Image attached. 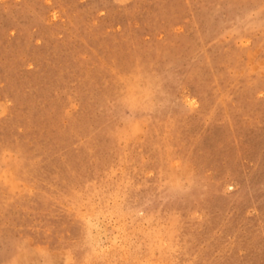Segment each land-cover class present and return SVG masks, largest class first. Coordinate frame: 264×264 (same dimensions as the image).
I'll return each instance as SVG.
<instances>
[{
	"label": "rangeland",
	"instance_id": "1",
	"mask_svg": "<svg viewBox=\"0 0 264 264\" xmlns=\"http://www.w3.org/2000/svg\"><path fill=\"white\" fill-rule=\"evenodd\" d=\"M0 264H264V0H0Z\"/></svg>",
	"mask_w": 264,
	"mask_h": 264
}]
</instances>
